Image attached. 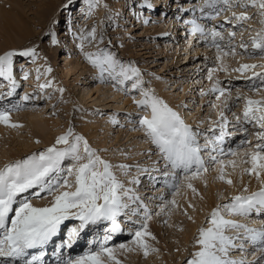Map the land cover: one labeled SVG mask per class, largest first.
<instances>
[{
    "label": "rangeland",
    "instance_id": "1",
    "mask_svg": "<svg viewBox=\"0 0 264 264\" xmlns=\"http://www.w3.org/2000/svg\"><path fill=\"white\" fill-rule=\"evenodd\" d=\"M14 1L16 3L11 0H0V8L9 9L12 12H15L16 9L17 11L21 10L30 23L22 20L26 31L24 35H21L22 38L15 39L14 42L3 34L0 27V55H3L6 51H23L35 48V60L38 61L39 59V63L46 70L50 67L52 71L51 73L47 71L44 73L37 72L35 65L32 64L33 60L30 59L32 57L18 56L13 58V61H16L14 63L15 67H13V70H15L13 78L17 87L12 95H8L11 88L8 87L4 90V93H7V97L10 98L5 102L2 100L0 110L8 111L10 116H13L12 124L20 126L4 128L0 132V168L4 167L5 164L26 159L32 154H38L46 150L55 143L57 137L66 133L70 127L76 134L83 135L102 159L117 165L118 171L115 170L113 173L124 185V189L131 190L129 193L134 197H142L143 202L144 200L149 202L142 205L139 201L134 200L132 204L136 201V205L133 206L131 203H125L130 211L135 212L136 220L132 218L135 221L129 223L124 232L122 231L123 227H120L117 234L123 232L122 237H119L118 242L113 243V246L109 245L110 248L114 249V256L120 264H187L194 252L199 250V245L195 243L199 236V230L210 226V214L213 209L218 207L221 208V214L225 219L236 220L238 223L246 224L251 228H264V211H253L252 216L251 214L246 217L235 215L232 218V215L228 214L223 208L224 205L232 202L233 197L237 196V191L240 192L239 195L248 196L264 189V174L257 178L245 172L242 176L241 171L244 165L248 168L251 167L249 163H245L243 166L240 164L236 166L227 165L223 170L224 179H221V173H217L215 165L220 161H224V158L217 159L216 163H206L207 172H201L194 177L189 173L188 179H185V174H177L170 166L163 165L160 168L157 165L163 164L165 160L139 124L140 119L145 116V110L149 109L138 107L134 103V100L143 99V91L151 90L153 94L161 93L156 96L162 100L164 99V101L166 100L165 102H168L169 106V103H172L173 107L176 108L175 111L180 113L182 119H185V123L190 125L195 132L199 131L198 124L193 121L196 112H199L198 117L201 119H207L205 120L207 123L204 124L208 125L205 130L208 135H215L216 130L220 129L219 125L221 123L226 125L225 128L237 127L231 121L237 120L236 117L243 119L245 98L264 100V81L259 76L254 75V73L264 74V68L256 67L242 73L239 71L241 66L245 64L264 65V52L252 47V37L264 29V24L260 22L261 17L258 15L257 9L240 7L236 4V0H232V7L218 3L213 9L205 6V0H159L161 4L159 3L153 8L146 7L147 3L145 2V7L141 9V12L145 14L141 15L135 24H130L129 20L126 21L129 8L131 5L137 7L139 1L143 2L145 0H99V3L92 7L91 14H89L87 0H71V3L69 0ZM50 1L59 6L52 8L54 5ZM121 1L123 3H120ZM165 3H167L166 5L169 4L167 9H164ZM87 4L88 7L82 8ZM13 5L15 11L11 10ZM117 6H119V9ZM201 8H203V11H201ZM220 9L223 10L220 11ZM79 10L83 12V17L75 18L76 15H79ZM188 10L194 12L195 17H198L196 19L201 22L199 24L205 29L206 33L214 29L222 34L224 39L219 41L223 49L222 52L218 53L212 44L208 47L207 52H204L205 50H202V47L210 44V42L212 43V41L210 37L201 36L199 33L193 36L189 52L185 50V47H182V40L179 39L178 34L182 31L185 32V29L183 30L182 26L179 27L180 24H183L180 22L183 20L182 15L189 14ZM217 11H219V15L216 14ZM242 12H246L251 19L238 21L236 16H239ZM201 13L208 16V19L201 16ZM177 14H181L178 17L181 19L178 27L174 25L177 24V21H174ZM80 19L82 20L79 23ZM70 20L73 21L72 23H76L73 27L74 30L70 27ZM145 20L148 21L146 27L144 25ZM125 21L129 23L123 24ZM171 22H173V26L170 25ZM92 29L96 30V39H85L83 41L84 50L81 51L80 38L87 36V33L91 32ZM233 32L235 33L234 37L230 35ZM53 33L58 41L56 44L52 42ZM182 37L189 39L190 35L185 33ZM101 38L103 43L100 42ZM196 44H201V46H195ZM241 44L247 45V49L240 47ZM233 48L235 54L231 52ZM101 49L114 54L116 59L125 65L132 64L138 67L143 81L140 87L133 88V81L131 80L119 84L117 81L112 80L107 73H105L104 79L101 80L99 69L94 67L84 55V52L97 53ZM225 52L228 55H224ZM193 54L194 56H191L189 62L198 61L200 63L198 68L201 74L197 78H201L197 82V78L194 79V77L197 76L198 72L195 69L189 71L188 68H185L184 66L187 63L180 65L184 60H188L184 59V55L188 57ZM218 55L220 59H217ZM64 56L67 57V60H64ZM23 58L30 62L29 67H25V62L18 66L19 60H23ZM205 59L210 60L205 62ZM213 68L216 71L213 73L212 79L209 80L208 73ZM67 70H70V72H67ZM192 72L196 73L193 74ZM25 73L28 74L27 80L23 78ZM240 75L246 77L248 81L244 83V81L235 79L236 76L242 78ZM37 76H39V79H37ZM2 80L5 81L4 84L10 86L11 81H8V79L6 81L5 77H1L0 81ZM49 82L51 87L43 89L40 87V85ZM217 82L219 87L230 92L233 100L228 104H225L224 99H222L225 94L217 99L219 93L210 92V89ZM256 88H259L260 91H255ZM59 89H64V91L60 92ZM203 92L207 94L204 96ZM25 96H28L29 99L25 100ZM213 104L216 107H212ZM173 107L171 108L174 110ZM191 110L192 113H189ZM30 112L38 115L36 119L43 122L41 128L44 127L45 130L34 127L33 124L27 121L28 119H25V116L23 117V115L30 114ZM221 113H223V117ZM113 121H116V123ZM243 121L245 120L243 119ZM245 124L244 133H241V136L238 135L242 141L250 142V144L247 143L248 145H243L245 143L239 139L238 142L242 144L240 149L244 150H246L245 148L248 149L249 145L254 148L256 142L261 141L257 133L264 132V129L258 127L259 125L248 122H245ZM208 128L210 130L214 129V131H208ZM239 130L242 129L239 128ZM199 135L197 136L198 141L203 146L204 140L201 138L203 135L202 133H199ZM253 136L255 137L253 138ZM59 147L64 146L60 145ZM213 148H211L212 152ZM207 150H210L209 147L202 149L206 152L205 154L201 153L204 162L216 155H208L210 153ZM217 155L216 158H218ZM71 162L73 163L70 158H66L62 166L68 167L72 164ZM142 171L143 174L138 175ZM152 171H157V174ZM159 173L165 175V180H163L162 175V178L157 176ZM61 175H64V173H61ZM157 177L166 184L160 182L154 184L156 182L154 179ZM149 178L155 186L151 188V191H157L156 194L151 193V191L141 192ZM228 180H231L232 183H227ZM133 181L137 182L134 183ZM188 183H196V185L200 184L201 186L196 190V194L191 195L193 199L188 197V201L185 203L188 193H184V191L188 189ZM250 183L257 186L252 193H248L247 185ZM35 191L37 190H29L18 199L27 198L33 204L42 202L43 205L46 200L53 199L43 193L41 195L44 198L35 197L33 195ZM158 193L159 195H157ZM209 193L214 198V207L205 206L203 208L202 201L206 200ZM125 199L128 200L129 198L123 196V203L126 201ZM150 203H152V206H150ZM145 209L151 216V219L147 220V231L151 233L149 229L154 230L151 236L146 237L150 248L147 255L144 254L141 248L132 244L133 234L145 223ZM196 212L200 214V217H196ZM256 213H260L256 217L260 218L262 216V219L261 221L258 220L259 222L255 225L256 219H251V217H254ZM126 217L128 218V216ZM117 221L120 225L124 223V219L119 218ZM105 222L112 224L107 220ZM69 224H71V227ZM80 224L81 222L78 219L66 220L62 224L63 226L61 225L60 233L66 228L77 227L78 230ZM93 225L89 224L86 227L87 233L93 232ZM112 227L110 225V230ZM192 227L194 228L192 229ZM226 234L230 236L244 235L242 229L239 232L228 230ZM67 236L66 232L63 235V240L67 239ZM122 243L133 250H125L123 253H119V245ZM236 243H243L244 248L243 250L239 247L232 249L229 253L232 259L248 261L245 264H264V250H262L260 244H252L247 240H237ZM151 249H154V251ZM239 254L242 256H237ZM78 256L82 255H76L72 258ZM112 264H115V261Z\"/></svg>",
    "mask_w": 264,
    "mask_h": 264
},
{
    "label": "snow or ice",
    "instance_id": "2",
    "mask_svg": "<svg viewBox=\"0 0 264 264\" xmlns=\"http://www.w3.org/2000/svg\"><path fill=\"white\" fill-rule=\"evenodd\" d=\"M71 3V0H69ZM89 4V14L91 9L99 0H87ZM147 2V0H146ZM223 3L232 7V0H205V6L215 8L216 4ZM236 4L245 9L251 7L258 10L261 17V23L264 24V0H236ZM151 7V4H147ZM223 9H220L222 11ZM203 11V8H201ZM219 15V11L216 13ZM236 15L235 13L233 14ZM238 21L251 19L246 12L236 16ZM144 23H148L147 20ZM191 35L210 37L212 46L220 53L223 51L219 41L224 37L219 31L205 29L192 22ZM232 37L235 33H230ZM53 44L58 43L55 34H52ZM91 38L96 39V30L92 29L87 36H82L80 49L84 50L83 41ZM103 43V39L100 40ZM240 47L247 49V45L241 44ZM252 47L264 52V29L257 32L252 37ZM235 54V49H231ZM85 58L100 72V79L103 80L105 73L119 84L126 81H133L132 87L138 88L143 83L141 72L138 67L132 64L125 65L116 59L114 54L101 49L97 53L84 52ZM224 55H228L227 52ZM36 57V49L29 48L23 51H6L0 55V76H5L12 84V90L8 95H12L17 87L13 78V58L14 57ZM220 59V56H217ZM256 67L264 68V65H242L239 71L243 72ZM51 73L49 67L46 70ZM215 68L210 69L208 79L211 80ZM39 72V69H37ZM264 81V74L254 73ZM25 80L28 74L25 73ZM39 79V76H37ZM40 87H51V83L40 85ZM259 92L260 89L256 88ZM63 92L64 89H59ZM213 93H219L216 97L224 95L225 90L216 85L210 89ZM203 94V93H202ZM143 99L134 100L138 107L150 109V116H143L140 121V127L143 129L151 143L156 146L166 166L172 169L182 170L185 173V179L188 174L197 176L201 172H207L204 159L201 156L202 148H207L212 143L206 140L202 146L198 139V133L192 127L185 123L180 113L173 110L169 105L159 97L155 96L151 90L142 92ZM29 99L28 96L24 97ZM246 104L243 113V119L248 123L259 125L264 129V100H253L245 98ZM212 107H216L215 104ZM223 117V113H221ZM239 121L240 117H236ZM11 116L8 111H0V123L10 127H19L20 125L10 123ZM116 123V121H113ZM225 124L221 123L220 135L217 140L222 141L226 135ZM258 138L264 140V132L257 133ZM248 143V141H244ZM63 145L64 147H59ZM215 151V149H213ZM222 151V150H221ZM236 155L235 152L231 153ZM249 158L245 163L251 165L245 171L260 178L264 174V143H258L254 150L246 154ZM66 158H70L74 163L68 167H63ZM211 159L216 161V157ZM222 164L223 161H220ZM125 167V166H122ZM112 165L102 159L97 152L90 146L88 140L80 134H76L70 127L66 133L56 138L55 143L46 150L38 154H32L26 159L17 160L5 164L0 168V264H14L29 255L31 249H44V247L56 237L61 225L69 219H78L80 228L87 227L88 224H95L102 220L112 222L111 232L120 230L116 222L117 215L121 210L127 207L122 202V197L127 196L131 190L124 189V185L116 178L111 171ZM64 173V175H61ZM221 179H224L223 168H221ZM136 183L137 181H133ZM231 184L232 181L228 180ZM191 187V184L188 185ZM36 189L33 195L38 198H44L41 194L51 196L53 199L47 206H35L31 200L24 198L18 199L22 194L29 190ZM123 190V191H122ZM133 200L138 197H130ZM174 203V201H173ZM224 210L230 215L248 216L253 211H264V189L254 192L251 195H238L233 197L230 204L223 206ZM145 223L133 234L132 244L141 248L147 255L150 248L146 237L151 236L147 231V220L151 219L150 214L145 209ZM209 227L199 230L198 239L195 241L199 245V250L194 252L192 258L187 264H244L243 260H234L229 253L232 249L239 247L241 250L244 244H237V240H247L252 244H260L264 250V228L256 229L248 227L246 224L238 223L236 220L225 219L221 214V208L212 210L209 217ZM243 230L244 235L230 236L228 230ZM79 236V231L72 228L68 233L67 247H71L75 238ZM154 238V237H153ZM112 239L111 235L105 236L104 243L100 245L98 251H89L82 256L68 258L63 264H120L114 256V249L105 245ZM62 247L65 245H61ZM120 249L131 251L126 244H120ZM154 251V249H151ZM45 255L43 251L39 255H32L30 259L24 260V264H38Z\"/></svg>",
    "mask_w": 264,
    "mask_h": 264
},
{
    "label": "bare ground",
    "instance_id": "3",
    "mask_svg": "<svg viewBox=\"0 0 264 264\" xmlns=\"http://www.w3.org/2000/svg\"><path fill=\"white\" fill-rule=\"evenodd\" d=\"M12 2H15L14 0H11ZM51 2V4H53V1H50ZM146 2V0L145 1H143V2H138V6L137 7H135V6H132L131 5V7L129 8V10H128V13H129V15H128V19L126 20V21H128L129 20V22H130V24H132V23H136V21L137 20H139V18H140V16L142 15H144L145 13L143 12H141V9L142 8H144L145 7V3ZM16 3V2H15ZM14 3V5L15 6H17V4H15ZM120 3H123V1H121ZM147 4H151L152 6L151 7H148L147 5H146V7H148V8H153V7H156V5H159V3L161 4V2H159V0H147V2H146ZM167 3H165L164 5V9L166 8H168V6H169V4L168 5H166ZM14 5L12 6V8H11V10H13V11H15V8H14ZM46 5L48 6V4L46 3ZM54 5V4H53ZM19 6V5H18ZM59 5H54V6H52V8L53 7H55V8H57ZM20 7V6H19ZM46 7V6H45ZM86 7H88V4L85 6V7H83L82 6V8H86ZM117 8L119 9V6H117ZM213 9V8H212ZM51 10V9H50ZM49 10V11H50ZM82 10V9H81ZM81 10H79L80 11V13H78L79 15H76L75 16V18H78L79 16H81V17H83L82 16V14H83V12L81 11ZM45 11V10H44ZM47 11V10H46ZM189 11V10H188ZM52 12V11H51ZM76 13V12H75ZM147 13V12H146ZM169 13V12H168ZM189 14H184V15H182V18H183V20H182V23H184L185 21H189L190 23H186L185 22V24H187L186 26H185V28H187V30L189 29L190 31H191V28L193 27V24H192V22L194 21L196 24H198V25H201V24H199V23H201V22H198L197 21V17H195V14H194V12H191V11H189L188 12ZM24 13L23 12H21V10L20 11H17V9H16V11L15 12H12V11H10L9 9H5V8H0V27H1V30H2V32H3V34L5 35V36H8L9 37V39H10V41H12V42H14L15 41V39H20V38H22L21 37V35L23 34L24 35V32L26 31V29H25V27H24V25H23V22H22V20H25V21H27V19L24 17V15H23ZM201 14H204V13H201ZM211 14V13H210ZM147 15H149L148 13H147ZM181 15V14H180ZM180 15L179 14H177V17L175 18V20L174 21H177V24H174V25H176V27H178V25L180 24L179 23V20H181L180 18H178V17H180ZM133 18H134V20H133ZM81 20L82 19H80L79 20V23L81 22ZM71 21V20H70ZM75 21V20H74ZM123 22V24H125V23H129V22ZM173 21V22H174ZM27 22H29V21H27ZM73 21H71L70 23H71V29L72 30H74L73 29V27L76 25V23L74 24V23H72ZM173 22H171L170 23V25L172 24V26H173ZM181 22V21H180ZM30 23V22H29ZM202 23H203V21H202ZM249 23H250V21H249ZM248 23V24H249ZM79 25V24H78ZM128 25V24H127ZM144 25H145V27H146V25H147V23H144ZM169 25V26H170ZM181 25V24H180ZM184 25V24H183ZM30 25L28 24V27H29ZM132 26H134V25H132ZM183 27V26H182ZM184 30V29H183ZM19 32H21V33H19ZM187 34V32H184V31H182V33H180V34H178V37H179V39L180 40H182V47L184 48L185 47V50H188V52H189V49L191 48L190 46H192V43H191V40H193V36L192 35H190V38L189 39H186V37L184 38V37H182V35L183 34ZM17 34V35H16ZM27 34V33H26ZM3 35V36H4ZM28 35V34H27ZM65 35V34H64ZM27 38V37H26ZM8 39V40H9ZM186 40V41H185ZM191 44H190V43ZM193 42V41H192ZM211 42H210V44H207V45H204L203 47H202V50H205L204 52H207V49H208V47L209 46H211ZM195 46H198V47H200L201 46V44H196ZM195 51H196V49H194ZM2 51V50H1ZM185 52H187V51H185ZM197 52V51H196ZM200 52V51H199ZM143 53H145V52H143ZM183 53H184V51H183ZM201 53V52H200ZM141 54H142V52H141ZM191 56H194V54L193 55H189L188 57H187V55H184V59H188V60H184L180 65H182L183 63H187L184 67L185 68H188V70L189 71H191V70H194L195 69V71L196 72H198V74H197V76L196 77H194V79L195 78H197L200 74H201V72H200V69L198 68V65L200 64L198 61H192V62H189L190 61V58H191ZM200 57H201V55H199ZM29 58V57H28ZM64 58V60H67V57L66 56H64L63 57ZM31 60H33V63L32 64H34L35 65V68L36 69H39V71L40 72H45L46 71V68L43 66V65H41L40 63H39V59H38V61H36L35 60V58H30ZM208 60H210V59H208ZM208 60L207 59H205L204 61L205 62H208ZM20 62H18L19 64H18V66L19 65H21V64H23L24 62V65H25V67H29V61H27L26 59L24 60V58H23V60L21 59V60H19ZM16 61H13V67H15L14 66V63H15ZM196 64V65H195ZM202 64V63H201ZM205 64V63H204ZM33 65V66H34ZM179 67V66H178ZM219 67V66H218ZM65 68L67 69V65L65 64ZM221 68H223V67H221ZM14 69V68H13ZM70 72V70H67V72ZM196 72H192L193 74H195ZM15 73V70H13V73L12 74H14ZM242 73V72H241ZM245 73V72H244ZM69 74V73H68ZM188 75V74H187ZM191 75V74H190ZM192 76V75H191ZM240 76H242V75H240ZM1 77H5V76H0V78ZM6 78V77H5ZM201 77H199V79H200ZM198 78H197V80H196V82L199 80ZM216 79V78H215ZM235 79H237L238 81H244V83L245 82H247L248 80H246L247 78L246 77H243L242 76V78H239V76H236L235 77ZM191 80V79H190ZM6 81H7V78H6ZM9 81V80H8ZM189 81V80H188ZM4 80H2V81H0V105H1V103H3V101L5 102V100H8L10 97H7V93H4V90H6L8 87L9 88H11V90H12V85L10 84V86H7L6 84H4ZM215 82V81H214ZM9 85V84H8ZM108 85V84H107ZM196 86V85H195ZM219 86V85H218ZM84 91H86V90H84ZM100 91V90H99ZM199 92V91H198ZM211 92V91H210ZM159 94H161V93H159L158 92V94H154L155 96L156 95H159ZM203 94H204V92H203ZM207 94V93H206ZM206 94H204V96L206 95ZM224 98L222 97V99H224L223 101H224V103L225 104H228L229 102H231L232 100H233V98H231V94H230V92L228 91V90H225V92H224ZM5 95H6V98H5ZM202 96V95H201ZM196 97V96H195ZM226 97H229V98H231L230 100H229V98H226ZM3 100V101H2ZM87 100H89V99H87ZM164 100V99H163ZM127 101H129V100H127ZM166 101V100H165ZM168 103V102H167ZM170 104V106L171 107H173L174 105L172 104V103H169ZM183 105H184V103H183ZM186 105V104H185ZM169 106V107H170ZM187 106H189V105H187ZM174 108V110L176 109L175 107H173ZM190 108V107H189ZM41 109V108H40ZM188 109V108H187ZM194 109V108H193ZM44 110V109H43ZM190 110V109H189ZM189 110H187V111H189ZM0 111H3V110H0ZM42 111V110H41ZM27 113V112H26ZM189 113H192V110L189 112ZM199 112H196L195 113V116H194V118H193V121L195 122V123H197L198 124V127H199V131L197 132L198 133V135H199V133L201 134L202 133V135H203V137L201 136V138L204 140V144L206 143V140H210V141H212V143L211 144H209V149L210 150H207V151H209V153L210 154H208V155H217L218 153H217V148H219V149H221V147L223 148V140L222 141H220V140H217L216 139V137H218V135L220 134V129L217 131L216 130V133H219V134H216L215 133V135L214 134H212V135H208V134H206L205 132V130H206V127H208V125H206V124H204V123H207L205 120H207V119H204V118H200V117H198V114ZM226 114H227V111L225 112ZM145 115H149L150 116V109L149 110H145ZM26 117L25 119H28L27 121H29V123L30 124H33V126L34 127H37V128H39L40 130H45V128L43 127V128H41L42 127V124H43V122H40V121H38L37 119H36V117L38 116L37 114H33V112H30V114H26V115H23V117ZM39 119H40V117H38ZM242 119V118H241ZM235 120V121H231L235 126H237V127H234V126H230L231 128H224L225 129V131L227 130V132H231V130H233L235 133H238V135L239 136H241L243 133H244V131H243V129L242 130H239L238 131V127H240L241 126V124L242 123H244V122H241L242 120ZM12 121H13V116H11V121H10V123H12ZM184 121H185V119H184ZM187 121V120H186ZM10 126H7V125H5V124H3V123H0V132L1 131H3L4 130V128H9ZM89 127V126H88ZM90 128V127H89ZM107 128V127H106ZM214 129H216V127H214ZM214 129L213 130H210L209 128H208V131H214ZM237 129V130H236ZM139 130V129H138ZM242 133V134H241ZM95 134V133H94ZM107 134V133H106ZM251 135H254V134H251ZM200 136V135H199ZM211 136V137H210ZM255 136H253V138H254ZM252 138V139H253ZM198 139V138H197ZM201 139V140H202ZM106 140V139H105ZM248 143H250V142H248ZM216 147V148H213V147ZM211 148H213V149H215V152L213 153L212 152V149ZM203 149V148H202ZM254 150V148H252V147H249L248 149L246 148V150H244V149H239L238 150V148L236 149V150H234V151H231L229 154H223V155H221V156H223V158L225 159L224 161H223V163L221 164L220 162L217 164V165H215V170L217 171V173H221V168H223V170L226 168V166L227 165H232V166H236V165H238V164H240L241 166H243L244 164H245V161L247 160V153H250L251 151H253ZM212 152V153H211ZM232 152H235L236 153V155H232L231 153ZM201 153H202V151H201ZM203 153L205 154L206 152L205 151H203ZM202 155V154H201ZM215 155V156H216ZM218 156V160H220V159H222V157L221 156H219V154L217 155ZM228 156H231L230 158L228 157ZM228 157V158H227ZM156 161V160H155ZM70 162V161H69ZM159 162V161H158ZM72 163V162H71ZM73 163H74V161H73ZM109 164H111L112 165V168H111V171L112 172H115V170H117L118 171V167H117V165L116 164H114L113 162H108ZM155 165H157L156 163H155ZM163 165H166V162L164 161L163 162V164L161 163V164H159V165H157V166H159L160 168L163 166ZM135 167V166H134ZM246 169H248V167L247 166H245L244 165V168L242 169V171H241V175L243 174V173H245L246 171ZM116 171V172H117ZM158 171V170H157ZM157 171H152V172H155L156 174H157ZM149 172H151V171H149ZM147 173V172H146ZM114 174V173H113ZM143 174V171L141 172V174H138V175H142ZM162 174H158L157 176H161ZM252 176H256V175H254V174H251ZM263 175V174H262ZM261 175V176H262ZM243 176V175H242ZM155 181L157 180L156 178L154 179ZM151 179L149 178L148 179V181H147V183H146V185L143 187V189H142V193L143 192H147V191H150V189H145V188H150L151 186H153V182H151ZM188 182V181H187ZM165 183V182H164ZM186 183V182H185ZM190 183V182H189ZM189 183L187 184V188L188 189H185V191H184V193L185 192H187L188 193V195H187V197H186V199H185V203L188 201V197H192V199H193V196H191V195H193V194H196L197 192H196V190L201 186L200 184H198V185H196V183L195 184H192L191 183V187H189L188 185H189ZM166 184V183H165ZM170 184V183H169ZM186 185V184H185ZM172 186V185H171ZM170 186V187H171ZM155 186H153V188H154ZM172 187H174V186H172ZM186 187V186H185ZM247 187H248V193H252V191L254 190V189H256L257 188V186L256 185H254L253 183L251 184H248L247 185ZM159 188H161V187H159ZM236 188V187H235ZM233 190V189H232ZM161 191V190H160ZM157 193V191H151V193ZM235 192L233 191V194H234ZM237 194V196L240 194V192L239 191H237L236 192ZM130 197H134V195H131V193H128V195L126 196V198H129L128 200H126L124 203H131L132 204V202L134 201L133 199H131ZM155 197V196H154ZM158 197V196H157ZM162 198V197H161ZM213 196L212 195H210V193H209V195L208 196H206V200L205 201H202V203H203V208L205 207V206H211V207H214V201H213ZM155 200V199H154ZM159 200V199H158ZM52 201V199H49V200H46L45 201V203H44V205L42 204V202L39 204V202L37 203H35L34 205L35 206H47V205H49L50 204V202ZM137 201H139L140 202V204H144V203H146V204H148L149 202H145V200H144V202H143V199H142V197H140L139 199H137ZM133 205H136V201H135V203H133L132 204V206ZM188 205V203L186 204V206ZM150 206H152V203H150ZM149 206V207H150ZM147 208V207H146ZM130 209H132V208H130ZM195 214V213H194ZM259 214L260 213H256V215L254 216V217H252L251 219H258L257 217L259 216ZM264 215V214H263ZM121 216V217H120ZM122 216L124 217V221H125V219H127L128 221L130 220V219H135L136 220V215H135V212H132V211H130L127 207L126 208H124V209H122L121 210V212H120V214L119 215H117V217H116V222H117V224L119 225V228L121 227L120 226V224H119V222L117 221V220H119V218H122ZM126 216H128V218L126 217ZM234 216L235 215H232V218H234ZM257 216V217H256ZM196 217L198 218V217H200V214L198 213V212H196ZM260 218H262V216L260 217ZM264 218V217H263ZM250 219V218H249ZM127 220H126V222H127ZM135 220H133V221H135ZM253 220V221H254ZM264 220V219H263ZM77 221V220H76ZM76 221H72V222H76ZM103 221V220H102ZM107 221H109V220H107ZM252 221V222H253ZM261 221V220H260ZM71 222V223H72ZM109 222H111V221H109ZM126 222H125V224H126ZM257 222H259V221H255V225H256V223ZM98 223H101V221L100 222H97V223H95V224H98ZM107 224V223H106ZM123 225V227L125 226V228H127L128 227V225ZM89 225V224H88ZM87 225V226H88ZM69 226L71 227V224H69ZM91 226V225H90ZM68 227V226H67ZM74 228H77V227H74ZM194 227H192V229H193ZM254 228H257V227H254ZM67 229V228H66ZM65 229V230H66ZM81 229V228H80ZM80 229H78V231H79V236L81 235V237L79 238V236L78 237H76V239H77V244H74L72 247H71V249L73 248H76L78 245L79 246H83V243L84 242H87L89 239H93V238H95L96 237V235H97V232L99 231V228H94V230H93V232H89V233H87V228H85L84 230H81L80 231ZM65 230H63V232L65 231ZM149 230H151V233H153L154 232V230H152V229H149ZM71 231V228L69 229H67V235H68V233ZM120 231V230H119ZM122 231L124 232V228L122 229ZM63 232H59V234L56 236V237H54L53 238V240H52V242L53 243H55L56 241H57V245H60V244H62V242H64V240H63V235H65V233H63ZM123 232L120 234V232L117 234V237H116V239H119V237L121 238L122 237V235H123ZM61 234H63L62 235V237H61ZM67 239H66V241H68V236L66 237ZM117 242H118V240H117ZM52 244V243H51ZM64 245L65 246H63V248L61 249V253H58L57 255H56V257L57 258H63V254L64 253H68V252H70V249H69V247L68 248H66V243L64 242ZM55 247L56 246H54V244H52V248L50 249V250H52V251H54L55 250ZM110 247V246H109ZM129 247V246H128ZM72 249V250H73ZM40 249H34V250H30V252H32V255H39V253L41 252V251H39ZM95 251H97V250H95ZM125 250H123V249H119V253H123ZM29 252V253H30ZM86 252V251H85ZM87 253V252H86ZM241 253H242V251H241ZM84 255V254H83ZM237 256H242L241 254H239V255H237ZM237 256H232L233 258L234 257H237ZM244 256V255H243ZM238 258V257H237ZM241 258V257H240ZM246 260V259H245ZM237 261H239V260H237ZM244 261V260H243ZM250 261V260H249ZM245 262H248V261H245ZM245 262H244V264H245Z\"/></svg>",
    "mask_w": 264,
    "mask_h": 264
}]
</instances>
